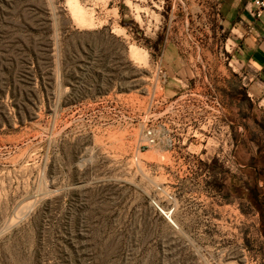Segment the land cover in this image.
<instances>
[{
    "label": "rangeland",
    "instance_id": "rangeland-1",
    "mask_svg": "<svg viewBox=\"0 0 264 264\" xmlns=\"http://www.w3.org/2000/svg\"><path fill=\"white\" fill-rule=\"evenodd\" d=\"M199 1L0 0V264H264V116Z\"/></svg>",
    "mask_w": 264,
    "mask_h": 264
},
{
    "label": "crops",
    "instance_id": "crops-1",
    "mask_svg": "<svg viewBox=\"0 0 264 264\" xmlns=\"http://www.w3.org/2000/svg\"><path fill=\"white\" fill-rule=\"evenodd\" d=\"M218 17L225 28L229 29L239 46L238 59L250 67L252 79L245 84L246 95L251 103H255L259 112L264 116V19L256 20L247 9L248 0H214ZM200 1L198 0V4ZM196 5L199 7V5ZM248 73V72H247ZM231 92V90H230ZM229 105L236 106V99L232 101L230 93ZM229 129L234 126L237 131L236 120L230 119ZM229 137L231 139V132ZM232 152V151H231ZM237 152V151H235Z\"/></svg>",
    "mask_w": 264,
    "mask_h": 264
},
{
    "label": "trees",
    "instance_id": "trees-1",
    "mask_svg": "<svg viewBox=\"0 0 264 264\" xmlns=\"http://www.w3.org/2000/svg\"><path fill=\"white\" fill-rule=\"evenodd\" d=\"M30 53H31L30 54V58L27 61H25L27 63V66H23L22 68H19V69L22 70L25 67H27L26 69L30 70V75L32 77V79L30 81L33 83V82L36 81V76L38 75L37 74V68H38V66H37L38 56L37 55H38V52L31 50ZM14 63L17 65V67H19L18 62L15 61ZM218 186H219V188H223L224 187L223 184H220ZM259 195H260V193L258 191V194H256V196H255V198L253 199L252 202L255 205L257 211L259 213H261V215H262V223L263 224L261 226L260 232L264 236V207L262 206L263 205L262 202L259 201V199H258Z\"/></svg>",
    "mask_w": 264,
    "mask_h": 264
},
{
    "label": "built area",
    "instance_id": "built-area-1",
    "mask_svg": "<svg viewBox=\"0 0 264 264\" xmlns=\"http://www.w3.org/2000/svg\"><path fill=\"white\" fill-rule=\"evenodd\" d=\"M246 7L254 19H264V0H248ZM156 206L169 219L171 213L167 214L158 205Z\"/></svg>",
    "mask_w": 264,
    "mask_h": 264
},
{
    "label": "bare ground",
    "instance_id": "bare-ground-1",
    "mask_svg": "<svg viewBox=\"0 0 264 264\" xmlns=\"http://www.w3.org/2000/svg\"><path fill=\"white\" fill-rule=\"evenodd\" d=\"M169 214V213H168ZM170 217V220H171V222H173L174 223V221H173V219H172V216H171V214L169 215Z\"/></svg>",
    "mask_w": 264,
    "mask_h": 264
}]
</instances>
